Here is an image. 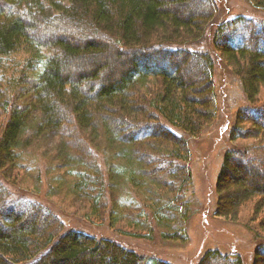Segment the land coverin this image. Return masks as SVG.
<instances>
[{
  "label": "trees",
  "instance_id": "trees-1",
  "mask_svg": "<svg viewBox=\"0 0 264 264\" xmlns=\"http://www.w3.org/2000/svg\"><path fill=\"white\" fill-rule=\"evenodd\" d=\"M216 14L215 0H0V264H147L111 239L66 230L12 189L20 175L39 184L42 169L66 168L73 180L57 176L58 187L67 183L86 216L121 221L127 182L148 194L157 217L181 214L192 180L188 141L216 117L213 58L191 46L206 40ZM224 26L212 48L250 104L236 111L230 140L258 142L224 152L214 212L236 221L251 204L264 237V105L255 104L264 47L252 29L231 43ZM136 208L135 219L148 214ZM197 264L243 261L208 250Z\"/></svg>",
  "mask_w": 264,
  "mask_h": 264
},
{
  "label": "rangeland",
  "instance_id": "rangeland-1",
  "mask_svg": "<svg viewBox=\"0 0 264 264\" xmlns=\"http://www.w3.org/2000/svg\"><path fill=\"white\" fill-rule=\"evenodd\" d=\"M215 1L217 14L209 27L206 40L191 48L208 51L213 58L216 117L199 136L188 141L190 160L187 165L192 180L184 195L186 208H182L181 214L167 211L157 217L151 201H146L148 194L131 191L127 182L121 190L126 206L121 221L113 223L106 216L102 220L86 216L87 213L78 206L79 201L66 192L67 183L63 188L58 187L60 180L56 181L57 176L63 174L65 180H73L66 168L57 171L49 169L46 172L42 169V181L39 184L33 181V175L24 176L21 173L24 178L20 175L18 187L12 189L15 198L38 201L64 221L66 230L73 229L97 238L111 239L143 256L147 264H151V260L170 264H197L208 250L238 255L243 264H251L257 255L264 257V237L255 233L251 204L241 209L236 221L219 217L214 212L217 200L215 186L224 152L256 145L258 140H230L236 111L250 104L238 80L217 57L211 44L215 28L219 23H225L224 32L231 38V43H239V39L252 29L261 37V45L264 47V8L256 7L249 0ZM117 76L115 74L114 78ZM257 97L255 104L264 105L263 88ZM242 127L247 128L248 125L242 124ZM49 144L46 149L50 147ZM247 171L246 175L251 172ZM173 196L168 194L170 198ZM168 197L162 201L165 202ZM145 205L148 214H141L142 217L135 219L133 216L140 213L136 207L143 208Z\"/></svg>",
  "mask_w": 264,
  "mask_h": 264
}]
</instances>
